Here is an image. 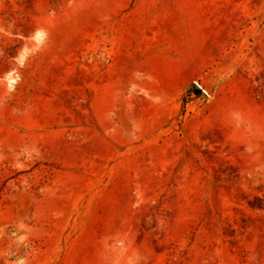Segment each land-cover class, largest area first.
<instances>
[{
  "label": "rangeland",
  "instance_id": "rangeland-1",
  "mask_svg": "<svg viewBox=\"0 0 264 264\" xmlns=\"http://www.w3.org/2000/svg\"><path fill=\"white\" fill-rule=\"evenodd\" d=\"M0 264H264V0H0Z\"/></svg>",
  "mask_w": 264,
  "mask_h": 264
},
{
  "label": "water",
  "instance_id": "water-1",
  "mask_svg": "<svg viewBox=\"0 0 264 264\" xmlns=\"http://www.w3.org/2000/svg\"><path fill=\"white\" fill-rule=\"evenodd\" d=\"M196 91H198V89Z\"/></svg>",
  "mask_w": 264,
  "mask_h": 264
}]
</instances>
